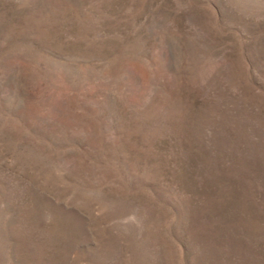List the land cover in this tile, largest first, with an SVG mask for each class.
Masks as SVG:
<instances>
[{
    "label": "rangeland",
    "instance_id": "1",
    "mask_svg": "<svg viewBox=\"0 0 264 264\" xmlns=\"http://www.w3.org/2000/svg\"><path fill=\"white\" fill-rule=\"evenodd\" d=\"M0 264H264V0H0Z\"/></svg>",
    "mask_w": 264,
    "mask_h": 264
}]
</instances>
